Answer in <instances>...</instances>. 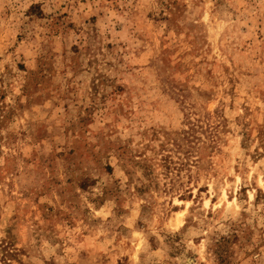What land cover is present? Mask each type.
Listing matches in <instances>:
<instances>
[{
  "label": "rangeland",
  "instance_id": "obj_1",
  "mask_svg": "<svg viewBox=\"0 0 264 264\" xmlns=\"http://www.w3.org/2000/svg\"><path fill=\"white\" fill-rule=\"evenodd\" d=\"M0 264H264V0H0Z\"/></svg>",
  "mask_w": 264,
  "mask_h": 264
},
{
  "label": "bare ground",
  "instance_id": "obj_2",
  "mask_svg": "<svg viewBox=\"0 0 264 264\" xmlns=\"http://www.w3.org/2000/svg\"><path fill=\"white\" fill-rule=\"evenodd\" d=\"M222 198H223L224 200H226V201H227V199H226V195H225V193H224V192L222 193ZM177 215H179V214L177 213Z\"/></svg>",
  "mask_w": 264,
  "mask_h": 264
}]
</instances>
